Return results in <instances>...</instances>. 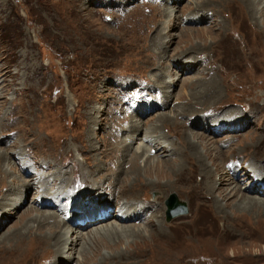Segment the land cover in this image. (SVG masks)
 <instances>
[{"label": "rangeland", "instance_id": "obj_1", "mask_svg": "<svg viewBox=\"0 0 264 264\" xmlns=\"http://www.w3.org/2000/svg\"><path fill=\"white\" fill-rule=\"evenodd\" d=\"M247 6L242 0H0V151L9 155L0 159L1 171L8 172L6 187L0 186V258L3 250L14 246L15 234L29 221L28 216L36 215L37 209L53 210L42 207L43 196L36 193L39 184L35 182L42 183V172L41 178L51 183L62 171L64 188L71 177L69 194L74 202L61 201L69 213L101 209L98 214L107 212L102 224L110 225L117 199L124 194L117 186L115 198L110 195L114 174L96 189L86 184L84 173H95V181L98 174L115 172L117 159L124 157L115 148L126 147V136L133 134L130 126L139 124L140 136L160 125L159 133L169 136L174 150L183 147L176 139L184 127L203 132L202 142L213 141L211 165L216 167L217 182L211 192L197 188L206 196L202 201L187 183L175 180L173 162L147 151L148 162L141 157L133 164L150 167L137 173L134 183L139 185L136 198L152 202L155 211H149L153 217L148 223L141 218L123 221V225L141 230L146 223V233L155 232L161 224L157 220H162L171 239L162 240L176 247L180 256L176 264H264V205L239 209L245 203L227 194L228 188L243 190L252 184L253 190L246 192L249 199L260 190L264 193V184L257 183L262 178L252 167V161L264 165V0L258 2L262 12L253 14ZM225 113L235 119L217 121L210 129L198 122L201 116L210 123ZM193 120L197 122L192 124ZM219 123L225 125L224 130L218 128ZM257 139L258 145L252 147ZM130 148L127 160L122 161L125 170L132 163L129 154L136 144ZM238 160L241 170L234 166L231 176L236 177V185L220 184L226 164ZM42 164H49L51 170ZM22 178L36 181L25 187L12 182ZM144 182L151 185L144 187ZM171 194L182 202L185 214L167 217ZM214 197L221 205L219 212ZM14 199L17 204L12 205ZM100 201L107 205L99 206ZM225 215L242 221L232 219L222 226L220 217ZM80 221L67 220L61 228V233L78 237L69 260L58 261V252H65L69 244L63 241L58 250L49 247L42 260L17 264H80L82 244L90 255L86 264H102L103 257L120 252V264H141L139 258L152 257L148 250L152 243L146 235L94 232L96 223L82 227ZM49 233L44 229V235ZM208 239L215 241L204 243ZM144 264L160 262L154 258Z\"/></svg>", "mask_w": 264, "mask_h": 264}, {"label": "bare ground", "instance_id": "obj_2", "mask_svg": "<svg viewBox=\"0 0 264 264\" xmlns=\"http://www.w3.org/2000/svg\"><path fill=\"white\" fill-rule=\"evenodd\" d=\"M242 1H247L248 2V6H247L248 10H249V12H251L253 14H256L258 12H262L263 11L262 8L258 9V2H260V0H254V1L253 0L252 1L251 0H242ZM262 31L264 33V30H262ZM252 49H254V48L251 46L250 50H252ZM250 54H251L252 60L256 58V56H254L251 52H250ZM172 79L170 78L168 80V82L172 83L173 82ZM212 94H214V93H212ZM228 112H230V111H228ZM230 114H232V112L229 113V115ZM234 114H235V111H234L233 115ZM201 117L202 118L198 119V122L201 125L204 124V126H206V128H208V129H210L209 125H212V126L216 125L217 126V124H216L217 121H220V120L229 121L231 119H235L233 117L232 118H227V114H226V116L224 115V117L222 116L221 118H217L215 116L216 118H214L213 120H210L211 122L209 123V121L207 120V118H205V116H201ZM225 118H227V119H225ZM196 122H197L196 120H193L192 124L196 123ZM173 123H175V121H173ZM234 123L235 122H233L232 125ZM1 125H3V124H1ZM161 125H163V124H161ZM184 126L185 125L183 124V127ZM218 126H220L218 128H221V130L225 129L224 128L225 125L220 124ZM130 128H131L133 134L130 135L128 133V135L126 136V147L125 146H122V147L117 146V148H115L118 151L121 150L122 154L124 155V157H121L120 159H117L118 166H117V170L115 172H112V173L111 172H108V173L105 172V173H102V174H98V179L97 180L95 179V181L92 180V178H93L95 173L93 174V176H92L91 172L84 173L85 176L87 177L86 184L90 183V184L94 185V187H91V188H96V189H101V186L103 185L102 184L103 181L106 178H110V175L114 174V176L112 178H110V179H112V186H111L112 189H110L109 193H110V195L112 197L115 198V196H116L115 189L117 190L116 187L119 186L120 187V193L122 192V194H124V196L123 195L122 196L125 199L121 198L122 197L121 195H120V197H118L121 200L117 199L118 200L116 202L117 210L114 213L115 217H114V219H112V221H111L112 223H110V225H107V224L103 225L102 224L103 221L107 219L106 218L107 212H105L106 215H103L104 213L98 214L99 210H101V209H99V210L95 209V208L93 209V207H91L89 209H86V210H84V209L81 210L80 209V214H81V215L79 214L80 216L76 215L75 213H73V214L69 213V211L65 209L66 206L64 208V205L61 204V201L64 199L66 203L69 202V203L72 204L74 202L72 194L71 195L69 194L70 189H72V188H70L71 187L70 186L71 177H70L69 181L66 182V186L64 188L61 185L63 183V176H62L63 172L62 171H58L59 172L58 177L52 178L51 179V181H52L51 183H50V179L45 181V179H44L45 177L41 178L42 176H44L43 175L44 173L42 172L41 175H40V179H42L41 180L42 183L35 182V184H39V185H35V186H37L36 193L37 194L40 193V196H43V198L42 197L40 198L41 206L42 207H47V206L48 207H53L52 208L53 210L52 211L49 210L51 212L48 211L47 213H45L44 211L40 212L39 209H37V208H39L38 205H40L38 203V201H37V204H36L37 208L36 209L38 211L35 210L36 211V215H31L30 217L28 216L27 220H29V221H27L26 225H24L18 232H16L14 246L10 247L9 249L7 248L8 250H3L1 258H0V261L2 263L5 262V258L8 260L6 262V264H17V263L20 262V260H27V259H30V260H32L34 262L42 260L43 258H45L46 252L49 249V247H52L51 250H53V247H55L54 249H57L63 241H66V243L67 242L69 243L67 246L65 245V248L67 249L65 252H68V255L66 256L64 254L65 252H63V251L60 252V253L58 252V255H59L58 257H60L58 259V261H63L65 259L69 260L70 253H74L75 252L76 245L78 244V237L71 238V236H67L66 235V232H64V233L62 232L61 233V228H62L63 225L66 224L67 220H71V222H74L75 224H77V220H79V221L80 220L81 221L85 220L84 222L80 221V223H79V225L82 226V227H86L87 225H89L91 223L92 224L96 223L97 226L94 227V229H92L94 232L95 231L97 232L98 230H103L105 233L106 232H113L116 235L117 234H124L126 232H134L136 234V236L138 235V237L146 235L147 238H150V240L149 239L148 240L152 243V246H150V248L148 249L150 251V253H152V257L151 258H143V259H142V257L139 258L140 259L139 263H141V264H144V263H146L147 260L154 259V258H158L160 264H167V263L176 264L180 260V256L177 255V250H175L176 247L171 246L172 244L169 243V241L171 239H169V236L167 234L168 232L163 229L164 223H163L162 220H157L158 223H161V224L154 228L155 232H147L146 233V231H147V229H145L146 223L150 222L152 217H153L152 213L150 214L149 211L150 210H154L155 211V205L152 202L144 201V200H140V199L136 198V196H137L136 192H138L136 190H138V189H135V188L137 186H139V185H136V183H134V180H136L137 177H138V176H136L137 173H141V171L148 169V167H150V165L149 166H147V165L145 166V164H144L143 165L144 167L142 169V167L137 166L136 164H133V163L138 162L141 157L143 158L142 161H144L145 163L148 162L149 161L148 159H150V158H149V156L147 154V151L148 152L153 151L157 155L158 154L162 155L163 158H165L164 160H166V162L167 161L169 163L173 162L174 166H173V168H171V173L173 174L175 180H177V181L181 180V181L187 183L189 185V188L195 192L196 197L198 199H202V201H203V200H205L206 196H204V198H203V195L200 192H198L197 188H202V189L208 190V192H211V191H213L215 189L216 182H217V181L216 182L214 181V180H216V178L214 176V172H215V168L216 167H212V165H211L212 159L215 158L213 149L211 148V145H212L213 141L211 139H209V141L202 142L201 139L204 140V138H205V134L203 132L190 131L186 127H184L183 128V132L181 133L182 135H180V136L177 135L178 138L176 139V141H178L180 145L182 144L183 147H180L182 149L178 148V149L174 150V148L172 149V147H171V145H172L171 141L168 140L169 136H167L165 133L164 134L163 133L162 134L159 133L160 125L152 126V128H150L148 131H145L143 136H140L139 124H133V125L130 126ZM207 132H209V131H207ZM263 136L259 135L258 137H260L262 139ZM258 140L259 139H257L254 142H251V146L252 147H256L258 145ZM88 141H89V138H88ZM133 144L134 145L136 144V149H134L133 152H131L129 154L131 156L130 162H132L130 167L132 166V164H133V166L131 168L129 167L128 170H125V169H123V166H122L123 162L122 161L127 160L126 159L127 158L126 157L127 156L126 155L127 154L126 151H128V149ZM90 145H91V143H90ZM121 145H123V144H121ZM184 149H186V152H185ZM214 149L217 150L218 148L215 146ZM16 153H18V152H16ZM7 156H9V155H6V153L4 151H0V159L7 158ZM26 160H29V159H26ZM35 162H37V161L33 160L34 164H35ZM258 162L259 161H257V162L252 161V165H253L252 167L256 166V167H254L255 168L254 171L257 173L256 176H260L262 178L260 180V182H257V183H259V185L260 184L263 185L264 181L262 182V180H264V165L263 166L260 165V167H259ZM43 165H44L45 168H48V169L51 170V167H50L49 164H42V168H43ZM46 165H47V167H46ZM75 165H77V164H75ZM59 166H63V164L60 163ZM104 166H105V163H103V165L101 167L102 170L105 169ZM234 166L240 168V170H241L242 164L239 163V160L237 162L231 163L230 165L226 164V167L228 169L225 172H221L222 180L219 182L220 184L225 185L226 187H228L230 185V183L233 182L236 185L235 179H234L235 176L233 178L231 177L232 173H233L232 170H233ZM1 170L2 169L0 168V186L1 187L2 186L6 187L5 176L8 174V172L5 171V170L2 172ZM59 170H61V169L59 168ZM195 173H197L198 175H196ZM244 173H245L244 170H242L240 172V174L243 175V176H244ZM225 174H227L228 176L226 177ZM193 176H197L195 178V181H194ZM248 176H251V175L249 174ZM132 177H133V179H132ZM123 179H124V183H122V185H119V184H121L119 182L121 180L123 182ZM249 180L250 179H248V181ZM34 181H36V180L30 181L29 179L25 180V179L22 178V179H19L17 181L13 180L12 182H15V185L18 186V187H25V186H30V184L33 183ZM144 185H145L144 187H148L151 184H150V182H144ZM165 185L166 184H164V186ZM250 187H253V184ZM250 187L249 188H245L243 190H241L240 187H236V186H234V188L232 187V189L228 188V191H227L228 195H234L235 197L238 196L239 200L242 201L241 203H245L242 206L241 205L237 206L239 209H243V208H247V209H253L254 208V209H257V207H262L264 205V199H262V197H264V193H263L262 190H260L261 187H259L257 189L258 191L260 190L259 191L260 193H257L255 196L253 195V197H251L252 199H249L250 196L248 197V194H246V192H250L251 189L253 190V188H250ZM140 190H143V189H140ZM150 191H152V190H150ZM0 195H1V193H0ZM171 196L175 197L174 194H171ZM171 196H170V198H172ZM51 198L53 200H51ZM129 199H132V201H134V202L136 201L135 204L132 205V204L128 203V202H131V201H128ZM19 200L21 201V199H19ZM42 201H44V202H42ZM202 201H201V203H202ZM213 201H214V205H215L216 211L219 212L220 209H221V205L217 203L218 199L214 197ZM16 202L17 201H15V199H14V202H12V205L17 204ZM56 202H58L57 205H55ZM104 202L105 201H100L99 206H106L107 203H104ZM168 202L169 201L166 202L167 217L169 215L168 214L169 213L168 212L169 211ZM239 204H240V202H239ZM130 206L133 207L132 210H134V211H132V212L128 211L129 213H127L126 209L129 208ZM73 208L75 209V206H72V209ZM261 210H259V211H261ZM186 212H187V210H185L184 212L179 213V214L171 215L170 218H173V217L178 216V215L185 214ZM67 214L69 215V219H66V218H68V217H66ZM51 218H54L53 220H51L52 224L47 226L46 223ZM86 218H87V220H86ZM141 218L146 219V223L143 224L144 226L140 227V228L144 227L141 230L138 227L135 230V228H133L131 226L130 227L126 226L127 224L123 225V223H122L123 221H127V220H131V221L138 220L139 221ZM216 218H218V215H216ZM220 218L222 220V221L220 220L221 223H222V226L224 225V223L227 224L228 221L231 223L232 219L238 220L239 223H241V221H242L241 218H239V217L238 218H235V217L229 218L226 215L223 216V217H220ZM74 219H77V220H74ZM30 222L33 225H30L31 224ZM107 226H109V227H107ZM229 228L231 229V227H229ZM44 229L45 230L47 229L50 233L47 234V235H44ZM21 230H23V231H21ZM236 230H234V231H236ZM75 232H76V230H75ZM144 232L146 234H143ZM79 233L83 234V232H81V231H79ZM154 237H157L158 240L153 239ZM11 238H12V236H11ZM69 239H70V241H68ZM162 239H166V240H169V241H164ZM95 240H97V239H95ZM214 241H212L211 239H208V240H205L204 243L212 244V242H214ZM107 246H109V245H107ZM88 249L91 250V247L89 246ZM95 249H96V247H95ZM95 252H96V250L92 251V253H95ZM78 254L80 256V264L81 263L86 264V263L89 262L90 255L87 253V245L85 246V245L82 244L80 249H79ZM122 254H121V252L120 253H111L109 256L103 257V261L104 262H102V264H115L117 262L119 263V260L121 259ZM148 255H150V254H148ZM135 261H136V259H135ZM1 262H0V264H1ZM30 264H32V262H30Z\"/></svg>", "mask_w": 264, "mask_h": 264}, {"label": "water", "instance_id": "obj_3", "mask_svg": "<svg viewBox=\"0 0 264 264\" xmlns=\"http://www.w3.org/2000/svg\"><path fill=\"white\" fill-rule=\"evenodd\" d=\"M168 208H169L168 218L171 215L182 213L185 210L182 202L178 201L174 196L168 202Z\"/></svg>", "mask_w": 264, "mask_h": 264}]
</instances>
